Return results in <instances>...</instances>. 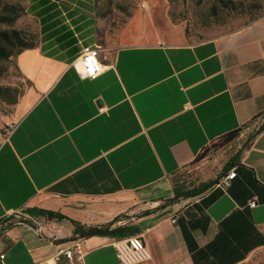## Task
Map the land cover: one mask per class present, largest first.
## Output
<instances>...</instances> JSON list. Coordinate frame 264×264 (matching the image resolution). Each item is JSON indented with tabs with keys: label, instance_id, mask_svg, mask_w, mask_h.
I'll list each match as a JSON object with an SVG mask.
<instances>
[{
	"label": "crops",
	"instance_id": "0c3cea01",
	"mask_svg": "<svg viewBox=\"0 0 264 264\" xmlns=\"http://www.w3.org/2000/svg\"><path fill=\"white\" fill-rule=\"evenodd\" d=\"M85 32L81 49L97 46L96 22ZM78 54L41 39L15 57L31 88L0 143V221L38 208L99 225L146 202L149 214L118 222L144 235L151 259L140 264H241L263 249L264 14L188 43L168 5L147 1L117 31L115 45L99 49L98 77L78 75L71 64ZM261 126L237 145L230 185L159 209L174 195L171 178L204 148ZM237 139L195 164L216 160ZM49 222L61 229L52 235L32 222L1 232L0 264H39L69 246L73 225ZM114 239H81L84 264H120ZM57 264L69 263L61 257Z\"/></svg>",
	"mask_w": 264,
	"mask_h": 264
},
{
	"label": "rangeland",
	"instance_id": "374dc122",
	"mask_svg": "<svg viewBox=\"0 0 264 264\" xmlns=\"http://www.w3.org/2000/svg\"><path fill=\"white\" fill-rule=\"evenodd\" d=\"M161 2L168 5L171 20L183 27L186 42L193 43L209 39L215 35L239 29L252 21L257 20L264 14V0H226L231 7L225 9L218 0H146ZM142 0H101L96 5V45L98 49L113 47L116 43V33L128 20L135 10L140 8ZM1 7L11 5L19 10L20 16L12 25L0 24L2 29H15L28 43L39 45L41 43V30L39 20L26 12L30 0H0ZM0 85L15 89L17 101L30 90L31 84L21 75L15 57L7 61H0ZM16 104H9L0 98V143L5 139L17 120L15 109ZM251 135V132L244 131L235 141V145L228 147L222 152L221 157L216 160L210 159L208 164L199 166L193 164L171 178V185L174 188L192 189L199 184L217 178L222 175L224 167L229 164L237 150V145L244 143ZM211 148V147H210ZM208 150H211V149ZM215 149V148H214ZM207 150V152H209ZM171 197L159 203V209L168 205ZM195 198L187 199L193 201ZM186 203V202H185ZM149 203H139L119 217L126 220L149 210ZM152 210V209H151ZM21 217H16L19 220ZM45 228L50 234H56L61 229L59 226L50 225L44 217L34 221ZM59 227V228H58ZM241 264H264V248L251 254Z\"/></svg>",
	"mask_w": 264,
	"mask_h": 264
},
{
	"label": "trees",
	"instance_id": "16d2710c",
	"mask_svg": "<svg viewBox=\"0 0 264 264\" xmlns=\"http://www.w3.org/2000/svg\"><path fill=\"white\" fill-rule=\"evenodd\" d=\"M101 0H30L26 12L39 20L41 39L43 41L52 40L57 45L58 50L67 49L69 54L75 56L81 50L79 40L87 35L81 33L83 29L94 26L95 24V8L97 3ZM219 4H223L225 9L230 8L231 3L226 0H218ZM1 6V5H0ZM0 24L4 23L12 25L20 16L19 10L11 5H4L1 7ZM253 22V21H252ZM84 46H87L83 43ZM34 43H28L20 32L15 29L0 28V61H7L12 57H16L23 50L36 47ZM15 89L10 87H2L0 85V98L9 103L16 104L17 96L13 94ZM262 126L252 135L253 138L262 130ZM242 129L232 131L224 135L219 141L203 149L201 155L193 163H197L202 158L207 156L211 151L227 146L230 142L239 137ZM211 147V148H210ZM211 150H208V149ZM215 148V149H214ZM207 150L209 152H207ZM240 153H236L227 164L222 175L230 171L234 166V161L239 157ZM192 164V165H193ZM222 175L207 182L199 184L192 189L174 188V195L168 199V204L176 203L180 200L188 198H198L202 196L207 190L215 187ZM160 208V207H159ZM157 210V209H155ZM150 211H145L142 215L149 214ZM21 218L15 219L11 215L0 221V233L16 223L33 224L36 217H44L46 220H68L73 225V234L70 237L71 242L78 239H87L94 236L123 238L134 235L138 232L135 225L118 224L122 221L120 218L99 224V225H85L75 220L67 218L65 215L38 208H26L22 211Z\"/></svg>",
	"mask_w": 264,
	"mask_h": 264
},
{
	"label": "built area",
	"instance_id": "2783aa9c",
	"mask_svg": "<svg viewBox=\"0 0 264 264\" xmlns=\"http://www.w3.org/2000/svg\"><path fill=\"white\" fill-rule=\"evenodd\" d=\"M140 7L147 9V1L142 0ZM72 66L82 78L95 79L104 71V65L99 57L97 46H84L77 57L72 61ZM101 111L103 108L100 109ZM236 176L234 170L222 175L215 187L228 186ZM177 218L173 217L172 222ZM116 256L120 264H140L151 259V252L145 242L143 234H134L123 238H115L112 242ZM85 252L82 248V240L73 241L69 246L60 247L56 254L49 260L39 264H57L61 257L67 259L69 264H84Z\"/></svg>",
	"mask_w": 264,
	"mask_h": 264
},
{
	"label": "water",
	"instance_id": "95a60500",
	"mask_svg": "<svg viewBox=\"0 0 264 264\" xmlns=\"http://www.w3.org/2000/svg\"><path fill=\"white\" fill-rule=\"evenodd\" d=\"M15 214H18V215H20L21 213L17 212V213H15Z\"/></svg>",
	"mask_w": 264,
	"mask_h": 264
}]
</instances>
